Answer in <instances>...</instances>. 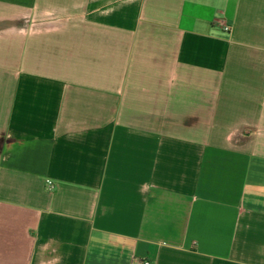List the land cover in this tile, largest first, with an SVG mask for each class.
<instances>
[{"label": "crops", "instance_id": "crops-1", "mask_svg": "<svg viewBox=\"0 0 264 264\" xmlns=\"http://www.w3.org/2000/svg\"><path fill=\"white\" fill-rule=\"evenodd\" d=\"M131 257L264 264V0H0V264Z\"/></svg>", "mask_w": 264, "mask_h": 264}, {"label": "built area", "instance_id": "built-area-1", "mask_svg": "<svg viewBox=\"0 0 264 264\" xmlns=\"http://www.w3.org/2000/svg\"><path fill=\"white\" fill-rule=\"evenodd\" d=\"M224 30H229L228 26H224ZM46 184L48 188L52 187V182L50 180H46ZM129 264H152L151 261L147 258H137V257H131L129 260Z\"/></svg>", "mask_w": 264, "mask_h": 264}]
</instances>
